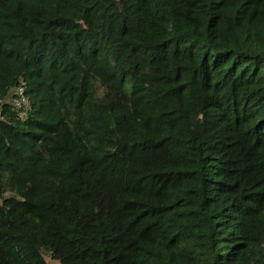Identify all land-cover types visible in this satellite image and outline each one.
Masks as SVG:
<instances>
[{"label":"trees","instance_id":"trees-1","mask_svg":"<svg viewBox=\"0 0 264 264\" xmlns=\"http://www.w3.org/2000/svg\"><path fill=\"white\" fill-rule=\"evenodd\" d=\"M0 264H264V0H0Z\"/></svg>","mask_w":264,"mask_h":264},{"label":"built area","instance_id":"built-area-1","mask_svg":"<svg viewBox=\"0 0 264 264\" xmlns=\"http://www.w3.org/2000/svg\"><path fill=\"white\" fill-rule=\"evenodd\" d=\"M2 103L7 104L11 110H14L19 118L24 117L29 105L28 97L21 85H16L0 97V105Z\"/></svg>","mask_w":264,"mask_h":264},{"label":"rangeland","instance_id":"rangeland-1","mask_svg":"<svg viewBox=\"0 0 264 264\" xmlns=\"http://www.w3.org/2000/svg\"><path fill=\"white\" fill-rule=\"evenodd\" d=\"M44 260L46 264H60L57 260L50 258L47 254L44 255Z\"/></svg>","mask_w":264,"mask_h":264}]
</instances>
